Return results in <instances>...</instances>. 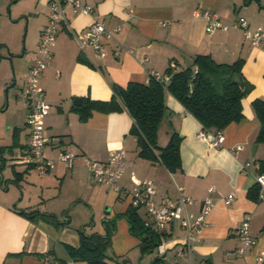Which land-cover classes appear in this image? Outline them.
<instances>
[{
  "label": "crops",
  "instance_id": "0c3cea01",
  "mask_svg": "<svg viewBox=\"0 0 264 264\" xmlns=\"http://www.w3.org/2000/svg\"><path fill=\"white\" fill-rule=\"evenodd\" d=\"M16 1L0 0V53L10 58L21 54L22 59L16 61L13 71L20 75L24 84L37 55L40 32L49 19L50 0H29L20 5ZM82 1L94 6L95 14L108 28L119 26L120 29L113 39L105 41V57L96 60L94 50L81 48L74 36L83 33L92 22V16L66 7L67 23H60L50 64L37 79L51 104L42 124L49 136L58 138L49 153L55 155L62 147L91 158L106 159L110 149L122 147L130 163L118 185L132 188L148 179L156 185V201L166 195L176 198L177 186H180L183 194L193 198V203L187 206L191 220L196 217L202 200L211 196L215 203L190 249L180 244L185 231L179 220L168 225L167 252L165 258L161 257L165 264H256V257L264 251V199L258 194L256 198L250 197L248 190L258 184V162L264 159V142H257L254 154L251 151L258 129L252 101L264 99V44L251 45L237 27L218 28L209 33L205 30L206 19L200 12L204 8L216 11L226 24L243 16L250 28L264 27V0ZM19 16L21 19L28 16L29 22L22 52L18 42L21 24L16 23ZM197 54H209L215 61L227 63L241 58V71L253 87L241 98L243 117L223 129L222 144L211 145L198 133L205 131L211 135L215 131L202 127L166 89L167 81L157 144L164 147L173 133L180 136V165L174 170H169L160 160L159 148L153 149L151 155L140 152L137 137L132 132L133 118L126 109L93 110L84 121L71 110L74 96L109 100L113 96V84L126 86L130 81L147 82L150 70L164 73L168 69L177 71L189 66L195 69L193 61ZM9 61L6 57L0 59V96L2 91L6 95L4 102H0V111L6 110L12 115L8 126L10 144L7 145L16 141L13 149L20 150L19 157L27 151L29 130L22 96V101L12 107L13 100L6 89L12 77ZM235 144H242L243 148L232 153L230 147ZM246 161L250 166L242 171L241 166ZM16 162L20 164L16 170L24 171L19 187L12 182L14 176L11 168H7V160L2 173L6 171L3 177L9 182L5 186L3 180L0 181V264H85L71 259L64 243L78 246L81 228L87 233H103L102 220L125 211L129 198L110 185L96 182L81 160L72 168L57 162L54 168L43 173L20 159ZM211 186L213 190H209ZM18 189L22 190L19 202ZM231 192H234L233 200L225 203L224 197ZM105 204L108 207L103 212ZM14 205L25 210L39 209L53 216L55 223L45 217L25 216ZM137 210L144 220L145 209L137 207ZM91 211L94 217H99V220L93 218V225L89 223ZM246 213L251 217L253 244L245 255L228 257L226 253L240 244L236 227ZM140 242V238L130 232L127 219L119 216L107 253L121 258L122 264H153L154 258L159 256L157 248L143 254ZM179 250L182 255L178 257ZM175 258L177 263H174ZM110 259L108 257V261Z\"/></svg>",
  "mask_w": 264,
  "mask_h": 264
},
{
  "label": "built area",
  "instance_id": "2783aa9c",
  "mask_svg": "<svg viewBox=\"0 0 264 264\" xmlns=\"http://www.w3.org/2000/svg\"><path fill=\"white\" fill-rule=\"evenodd\" d=\"M67 6H70L73 12H82L92 16V22L83 33L81 35L74 34V36L81 48L91 47L94 50L96 60L105 57L107 52L105 41L113 39L115 32L120 29L119 26L108 28L105 22L95 14V8L90 3L82 0L49 1V19L40 32L37 55L28 69L21 89V96L27 111L26 124L29 135L27 151L20 156V160L32 165L41 173L54 168L57 162H62L66 167L72 168L81 160L96 182L110 185L116 191L123 192L129 198V205L145 209L146 218L143 223L158 235L160 241L157 245V253L160 257L165 258L166 256L167 239L165 233L173 220H179L185 231L184 236L180 239V244L182 247L190 249L191 244L198 239L202 228L207 223V215L215 203L211 196H206L202 200L196 217L191 220L187 206L193 203V198L183 194L180 186H177L178 196L176 198L166 195L156 201L154 199L157 192L156 185L148 179L139 181L132 188H124L118 185V180L130 163L126 151L122 147L110 149L106 159L91 158L62 147L57 150L55 155L49 153L54 148V143L58 141V138L49 136L42 124L43 117L49 113L51 104L47 102L44 90L38 86L37 79L50 64L52 46L55 44L60 23H67ZM199 12L197 11V13ZM200 13L206 19L205 30L209 33L218 28L226 30L229 27H237L242 30L243 39L251 45L264 44V27L250 28L243 16H237L231 24H226L221 21L216 11L204 8ZM171 66L174 64L172 63ZM149 78H154L165 86L170 78V73L150 70ZM198 136L208 139L211 145H220L224 141L222 129L216 130L211 135L205 131H200ZM242 148V144H235L230 147V151L236 153ZM249 166V161L244 162L241 166L242 171H247ZM256 180L259 186V198L264 199V173H258ZM209 190H213V186L209 187ZM233 197L234 192L225 196V203H230ZM250 218V214L246 213L238 223L236 230L240 244L236 249L226 253L228 257L245 255L247 248L253 244V237L250 234ZM181 255L182 250H179L177 256ZM262 260H264V251H261V254L256 257V264H261ZM174 263H177L176 258Z\"/></svg>",
  "mask_w": 264,
  "mask_h": 264
},
{
  "label": "trees",
  "instance_id": "16d2710c",
  "mask_svg": "<svg viewBox=\"0 0 264 264\" xmlns=\"http://www.w3.org/2000/svg\"><path fill=\"white\" fill-rule=\"evenodd\" d=\"M193 64L196 66L195 69L190 66L177 71L168 69L170 78L166 89L181 101L184 107L199 120L204 129L223 130L229 123L239 121L243 117L241 98L253 87L241 71L243 60L238 58L231 63L217 62L209 54H197ZM234 73L243 76L244 89L233 81ZM164 91L165 86L154 78H149L147 82L130 81L126 86L113 84V96L109 100L74 96L71 110L75 111L84 121L93 110L106 112L126 109L133 118L132 132L137 137L140 152L144 155H151L153 149L159 148L160 160L169 170H174L180 165L178 151L180 136L173 133L164 147H159L157 144L158 128L165 110ZM252 106L258 123L254 140L264 142V99H254ZM16 144L17 142L14 141L10 147L13 148ZM5 149V146L0 145V158L3 161L5 160L3 156ZM2 167L1 163L0 171ZM258 173H264V159L258 162ZM258 190L259 186L256 184L248 190V195L256 198ZM19 210L25 216L34 219L45 217L46 220L55 223L53 216L39 209L20 208ZM119 216L127 219L130 232L140 238L143 254L151 253L157 248L160 241L158 235L144 225L137 207L129 205L125 211L103 222V233L97 231L87 233L82 229L79 231L78 246L64 243L69 257L74 261H83L88 264H110L107 250L111 244V235L115 230L116 218ZM153 264H165V262L156 256Z\"/></svg>",
  "mask_w": 264,
  "mask_h": 264
},
{
  "label": "rangeland",
  "instance_id": "374dc122",
  "mask_svg": "<svg viewBox=\"0 0 264 264\" xmlns=\"http://www.w3.org/2000/svg\"><path fill=\"white\" fill-rule=\"evenodd\" d=\"M28 1L29 0H17L15 3L17 5H20L22 3L27 4V3H29ZM15 3H13V5ZM11 7H12V5H11ZM28 14H29V11H27V15ZM241 14H243V12H241ZM17 18H20V19L16 23H20L21 24V26L19 27L20 35L18 37V42H19V49L21 50L20 52H22V50L24 48L25 35H26L27 29H28V26H29V22H28V16L27 17H23L22 19H21L20 16L17 17ZM12 59H13V61H12ZM18 59H22V56H21L20 53L17 54L16 56H12L11 60L8 63V66H9V69L11 71L12 77H11V81L9 82V85L6 87V89L7 90L9 89V96L12 98L11 100H13L12 101V107H13L14 104L16 105V104H18V103H20L22 101V99H21V89H19V88L23 85V82L21 80L20 75H18L17 72L13 71V69L16 66L15 63H16V61H18ZM23 65L26 66V61L25 60H23ZM15 81H16V83H15ZM1 94L2 95L0 96V102H4L5 96H6L5 92L2 91ZM12 107L10 108L11 111L13 110ZM14 108L16 109V106ZM11 118H12V115L8 114V112L6 110L0 111V145H5V147H6V149L4 151V156L6 157V160L8 161V163H7V168L8 169L12 168L13 162L17 163L16 162L17 159H20V156L19 157L17 156L20 150L19 149H13V148L10 147V145H7V144H10L9 140H10L11 134L9 133V129H8L9 127L8 126L10 125L9 120H11ZM9 162H11V163H9ZM0 164H1V161H0ZM17 164L13 168L17 169L19 167V165H20V164H18V165ZM5 166H4V168H5ZM4 168L1 169L2 172H3ZM32 169H34L33 166H32ZM5 174H6V171H5L4 175H2V180H3L4 185L6 186L7 183L9 182V180L7 178L3 177V176H5ZM27 181H28V183L32 182L30 180H27ZM17 192H18L17 201L19 202L20 197L22 196V190L18 189ZM25 192H26L25 193L26 197H28L29 193H30L28 187H27V190ZM106 206L108 207V205L105 204L104 208L102 209L103 212L107 208ZM93 218L97 220L99 217H97V216L94 217V212L91 211L89 223L92 222ZM99 223H100V221L98 222V224ZM96 229H98V227H96ZM107 254H108V257L111 258L109 260L110 264H122L121 263L122 262L121 258L119 259L118 256H115V255H113L110 252H108ZM85 264H88V263L85 262ZM137 264H139V263L137 262Z\"/></svg>",
  "mask_w": 264,
  "mask_h": 264
},
{
  "label": "water",
  "instance_id": "95a60500",
  "mask_svg": "<svg viewBox=\"0 0 264 264\" xmlns=\"http://www.w3.org/2000/svg\"><path fill=\"white\" fill-rule=\"evenodd\" d=\"M9 7H10V5H9ZM23 17H26V16H23ZM8 55H9V54H8ZM4 57L9 58V60H11V58H10L9 56H5V55H3V54L0 53V59H1V58H4ZM233 81L236 82V83L240 86L241 89H244V78H243V76H242L241 74H239V73H234V74H233ZM2 146H5V145H2ZM256 146H257V142H255V143L252 144V146H251L252 154L255 153ZM13 148H14V147H13ZM3 156H4V155H3ZM4 158H5L4 161L0 158V161H1L2 165H3L2 168H4L5 163H6V157L4 156ZM13 166H14V163L12 164V168H11V170H12V174H13V176H14V178L12 179V182H13L16 186L19 187V181H20V179L23 178L24 171H17L15 168H13ZM2 175H3V173H2V170H1V171H0V178H1L0 181H2ZM19 176H20V177H19ZM17 179H18V180H17ZM14 207L17 208L16 205H14ZM105 220H107V218H104V219L102 220V223H103ZM90 225H93V222H92ZM80 230H82V228H81ZM157 257H160V256H157ZM160 258H161V257H160ZM161 259H162V258H161Z\"/></svg>",
  "mask_w": 264,
  "mask_h": 264
}]
</instances>
